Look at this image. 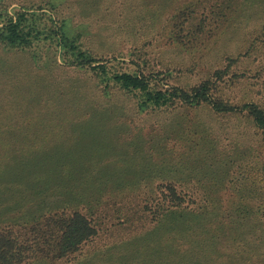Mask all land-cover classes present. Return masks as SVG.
I'll list each match as a JSON object with an SVG mask.
<instances>
[{"label": "rangeland", "instance_id": "rangeland-1", "mask_svg": "<svg viewBox=\"0 0 264 264\" xmlns=\"http://www.w3.org/2000/svg\"><path fill=\"white\" fill-rule=\"evenodd\" d=\"M151 1L0 0V14L10 16L23 10L34 28L43 32L30 49L0 47V214L17 209L24 201L27 207L33 205L24 190L39 191L49 182L50 193L70 197L78 180L64 172L67 165L73 170L78 166L77 159L82 158L79 148L91 149L94 155L111 148L120 150L109 155L113 166L106 164L99 170L101 180L110 178L111 172L116 176L123 172V176L128 169L132 175L146 178L153 170L158 171L144 157V162L140 159L134 164L133 160L146 156L143 134L161 133L181 111L150 107L140 112V98L135 92L122 90L111 79L114 73H143L141 77L152 89H192L212 81V89H219L215 95L223 99L264 101V0H239V5L229 9L216 0H201L200 5L194 4L196 0ZM62 23L97 61L92 66L105 64V75L64 65L63 61L73 59L62 56L59 46L47 38L54 37V26ZM79 104L93 107L83 112ZM178 115L199 120V129L218 141V147L230 142L250 145L257 140L262 148L256 157L232 163L230 172L237 175L249 168L258 169L264 179V134L254 136L244 118H225L205 106ZM165 140V149L173 151L170 160L176 161L177 167L184 160L180 155L188 143L182 137ZM67 148L72 152L67 153ZM41 150L48 160H60L62 165L35 169L38 166L29 160L41 159L37 155ZM171 164V171L164 173L175 176L178 171L174 172ZM172 179L159 175L151 185L134 186L132 193L123 186L121 177L112 184L111 180L103 181L111 193L93 217L97 235L77 253L54 264H165L172 255L163 248L167 244L180 250L191 245L200 251L193 264H264V230L238 237L233 231L222 234L216 222L206 224L205 230L195 223L194 232L200 233V238H193L192 231L183 237L181 230L166 240L156 239L153 231L158 224L143 212L141 201L152 189L173 185ZM207 184L191 179L178 182L176 189L187 195L188 209L196 211L205 203L201 193ZM259 191L260 196L251 203L256 202L260 209L252 218L264 221V186ZM238 197L233 193L231 204L241 205ZM112 198H117L114 204H103ZM45 202L51 206L56 200L48 198ZM118 207L125 209L124 220L119 218ZM80 211L86 214L87 210L81 207ZM96 251L98 254L93 255ZM181 259L176 263H183L185 258Z\"/></svg>", "mask_w": 264, "mask_h": 264}, {"label": "trees", "instance_id": "trees-1", "mask_svg": "<svg viewBox=\"0 0 264 264\" xmlns=\"http://www.w3.org/2000/svg\"><path fill=\"white\" fill-rule=\"evenodd\" d=\"M160 1L169 3L173 0ZM216 1H220L227 9L234 4H240L239 0ZM151 2L155 4L156 0ZM194 4L200 5L201 0L194 1ZM89 10L87 11L89 12ZM237 11L238 9H236ZM30 18L23 10L10 16L0 14V23H2L0 47L8 50H25L30 49L35 42L40 40L38 36L43 32L34 28ZM64 27L63 23L62 25H55V36L47 35L48 40L54 41L59 46L62 56L73 59L71 62L63 61L64 65L79 66L81 69L99 71L100 74L105 75L107 68L105 64L92 66L97 61L87 49H83L77 36L76 38L72 37ZM142 75L143 73L132 75L123 72L114 73L111 77L122 90L135 92L138 95L140 99L139 104L137 103V109L140 112L150 107L159 110L164 107L181 112H195L198 107L205 106L225 118H244L253 129L254 136L264 134V101L259 103L244 97L232 102L223 99L222 95H215L219 89H212L215 85L212 81H205L202 86H195L192 89H152L146 79L141 77ZM103 90L106 91V89ZM107 94L104 92V95ZM79 107L84 112L93 106L84 107L79 104ZM181 112H177L171 122L163 127L165 130L161 133L148 131L147 134H143L146 143L144 149L146 156L138 155L133 162L134 164L138 163L140 159L144 162L145 158L148 163L153 164L158 169V171L153 170L147 178L135 173L132 175L131 170L128 169L123 176V172L117 176L111 172L113 178L110 175V178L101 180L102 176L99 175V170L106 164L113 166L112 163H109V155H116L120 150L111 148L105 153L94 155L93 153L90 154L91 149L82 150L79 148L78 151H82V153L85 151V154L81 153L82 158L77 159L78 166L73 170L67 165V171L64 172V174L74 175L73 178L78 180L70 197L64 193H50L49 190L52 186L50 182L49 185L45 183L46 186L39 191L25 189L24 191L27 192L33 205L30 204L27 207L26 201H24L17 209L0 214V264H30L33 261L41 264H54L58 260L69 258L77 253L83 244L97 235L93 217L99 214L101 209L98 207L101 201L105 200L107 195L111 193L107 191L109 188L104 182L111 180L112 184L116 178L120 177L125 183L123 186L131 193L134 186L151 185L159 175L173 178V185H160L158 188L161 189H152L141 201L144 203L143 212L149 213L151 219L158 224L153 231L156 239L166 240L169 235L171 236L172 233L181 230L183 237H188L192 231L193 238H200V233L194 232L196 226L198 225L202 230H205L206 224L212 222L220 225L215 227L218 231L219 228L223 229L220 230L222 234H226V231H233L238 237L250 235L255 230H264V221L252 218V214H257L260 208L255 206L256 202L251 203L257 200L261 194L259 190L264 186L262 172L251 168L240 171L237 175L230 172L232 165H234L232 163L246 157H256L262 146L258 145L257 140H255L254 143L251 141L250 145L230 142L218 147V141H212L204 131L199 129L201 123L199 120H194V118L185 115L183 116L184 119H181L178 115ZM183 127L185 129L182 131ZM170 136L177 139L182 137L188 143L187 150L180 155L184 159L181 164H178L181 166V170L175 166L177 165L176 161L170 160L173 151H166L165 149V139ZM65 151L71 153L72 149L67 148ZM37 155L41 159L29 160L33 166H38L35 169L41 170L45 167L54 169L55 165H62L60 160H48L47 155L42 150ZM153 159L157 160L153 161ZM171 163H174L173 171H178L175 176L165 174L171 171ZM257 164L259 163L257 162ZM195 167L197 169L191 171ZM263 167L264 165H262ZM65 178L67 179V175ZM191 179L208 182L207 187L201 193V198L205 203L197 207L196 211L188 209V206L185 205L187 195L176 189L178 182H190ZM172 180L167 182L170 183ZM24 191L21 194H24ZM233 193L239 196V200L242 199L241 205L231 204L230 199L233 197ZM48 198H54L55 204L47 206L45 201ZM117 198L106 200L103 204L105 206L112 205L117 201ZM188 201H192L193 205V200L188 198ZM81 207L87 210L86 214L80 211ZM117 210L120 214L119 218L124 220L123 212L125 209L118 207ZM261 214L263 215L264 212ZM232 241H235L234 235ZM201 244L199 243L197 246L201 248ZM163 248L172 253L170 261L165 264H178L176 262L183 260L181 257L185 258L181 264H193L192 261L198 260L197 254L201 253L195 251L191 245L183 250L169 244ZM161 249L162 245H160ZM97 254L96 251V254L93 255ZM165 256L166 258L169 257V255ZM200 264H202L201 261Z\"/></svg>", "mask_w": 264, "mask_h": 264}]
</instances>
